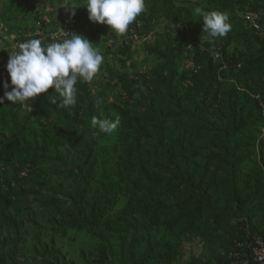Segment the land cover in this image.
<instances>
[{
  "label": "trees",
  "instance_id": "trees-1",
  "mask_svg": "<svg viewBox=\"0 0 264 264\" xmlns=\"http://www.w3.org/2000/svg\"><path fill=\"white\" fill-rule=\"evenodd\" d=\"M206 1L205 11L229 16L226 36L200 41L201 16L186 10L179 22L174 0H146L129 29L139 21L151 37L165 23L167 47L157 35V66L118 75L126 102L105 103L78 80L70 111L51 88L28 104H0V264H182L183 243L195 240L202 251L186 264H232L249 232L264 239V0ZM88 17L32 25V37L47 45L65 31L109 49L116 33ZM5 83L0 97L12 90ZM93 116L120 124L106 134ZM50 165L72 171L50 177Z\"/></svg>",
  "mask_w": 264,
  "mask_h": 264
},
{
  "label": "clouds",
  "instance_id": "clouds-1",
  "mask_svg": "<svg viewBox=\"0 0 264 264\" xmlns=\"http://www.w3.org/2000/svg\"><path fill=\"white\" fill-rule=\"evenodd\" d=\"M79 7L87 8L91 22L106 24L117 35L127 34L131 29L129 26L147 11L146 0H86L85 6H77L76 0H62L60 6L70 10L72 17ZM194 12L202 17L203 40L223 37L231 32L232 25L226 13L205 11L201 7H196ZM64 34L69 37L53 40L47 45L35 38L17 44L6 65L13 87L0 97V104L5 99L11 103H30L51 88L52 93L63 97L61 107L71 110V106L77 103L78 80L93 81L102 71L104 56L82 35L64 31L60 36H66ZM4 87L7 89L9 84L5 83ZM119 124V117L112 120L93 116L91 119V125L106 134L114 132Z\"/></svg>",
  "mask_w": 264,
  "mask_h": 264
},
{
  "label": "rangeland",
  "instance_id": "rangeland-1",
  "mask_svg": "<svg viewBox=\"0 0 264 264\" xmlns=\"http://www.w3.org/2000/svg\"><path fill=\"white\" fill-rule=\"evenodd\" d=\"M61 2L62 0H0V78L1 79L10 81V75L6 69L9 55L14 53L15 47L17 46V44H19L18 41L25 42L29 39H34L32 37V31H31L32 25H34L36 28L37 26H43L46 29H49L50 25L54 21L58 24V26H66L69 24V22L74 21V19L79 17L81 14L83 13L85 14L88 12L86 7H79L75 9L76 15L72 17L70 14V10H65L64 8H60ZM206 2H207L206 0H174L178 13L179 14L182 13L181 15L176 17V20L182 22L183 21L182 15L184 14V11L186 10L194 11L196 7H201L203 9V7H206L204 6L206 5ZM18 4L20 5V8L15 7ZM76 4L77 6H85L86 0H76ZM9 8H12L11 13L8 12ZM7 13L10 14L7 15ZM23 14L27 17V19H25V16H23ZM231 14L238 16V14H236L234 10L231 11ZM3 16L5 19L3 18ZM246 16L247 15H245V18ZM5 22H8V24L11 23L12 25H16L17 29L10 30L8 28L7 31H3L2 29L4 27H7L5 26ZM163 29H167V25L165 23H159L158 26L155 27V29L151 30L152 31L150 37L151 42L148 41L149 43H143V42L134 43L131 42L130 40H127L123 44L121 41L126 35V33L122 35L115 34V36H113L114 38L112 36L108 37L109 49L103 48L102 46L104 41L103 39L100 42L98 41V44L92 43L93 47L99 48V50L103 54L104 64L102 66V71L97 74V77L93 81L85 82L87 83V88H89L94 95L102 94L103 97L102 96L101 97L103 98L105 103H120V101L123 103L126 102L127 100L126 92H122L118 75L122 72H127L131 78L134 73L136 74L150 73V71H152L157 66L158 59L154 54H150L149 47L152 46V42L157 38L158 35L161 36L160 48L162 51L165 50V48L167 47L168 40L167 38H162ZM38 31L41 30L38 29ZM60 34L61 32H58V36H60ZM190 36L192 39H194V34L192 30L190 32ZM41 40H45L44 35H42ZM199 40L203 41V36H201ZM200 41H197V43L200 44ZM175 42L176 40H172V44H174ZM249 45L254 46V44H249ZM232 47L233 45H231L230 49H232ZM239 47L241 49L243 47V44L241 43ZM216 56L218 55L216 54ZM184 68L185 67H183L182 69ZM9 86L11 85L9 84ZM168 87H169L168 89H173V86H168ZM43 94L44 93L39 94L38 97H40ZM26 104L28 103L26 102ZM45 168L48 171L50 177L54 173H56V175L53 177H58L61 175L68 176L69 174L68 172L72 171L70 170L71 169L70 165L67 167L66 171L65 169H62V166L60 165H52V166L50 165V166H45ZM6 170H8V168ZM38 199H41V197H39ZM29 201H30L29 204L33 205V207L35 208L40 207V200L33 201L32 197H29ZM260 215L261 213H257V217ZM31 226L32 225L28 224L29 229H32ZM17 229L19 230L15 231V233L25 231V229L20 230V226ZM13 230L14 229H12V231ZM258 236H262V235L259 234ZM71 237L73 238V240H79L82 243L86 241L83 239V237H81V233H74L72 234ZM73 240H69V241H73ZM94 241L95 239L91 237L88 244L92 245ZM202 245H203V241H199V240L192 241V243L184 242L182 246L184 256H183V260L181 259L180 262L182 264H186L187 262L185 260L187 259L188 260L192 259V257H196L197 259L202 251ZM76 250L78 249H76L75 245H73L70 248V251L72 253ZM11 261H13V259H10V262ZM52 262L53 261L51 259L50 264H52Z\"/></svg>",
  "mask_w": 264,
  "mask_h": 264
},
{
  "label": "built area",
  "instance_id": "built-area-1",
  "mask_svg": "<svg viewBox=\"0 0 264 264\" xmlns=\"http://www.w3.org/2000/svg\"><path fill=\"white\" fill-rule=\"evenodd\" d=\"M246 19L252 20V15L247 14ZM149 38L150 35H144L143 24L137 21L136 25L129 30L122 41L130 40L131 42L139 43L147 41ZM190 48L191 44L188 42L187 49L189 50ZM249 234L252 236L249 242H237L236 249L229 253L232 264H264V239L262 236L253 235L250 232ZM244 251H249V254H245Z\"/></svg>",
  "mask_w": 264,
  "mask_h": 264
}]
</instances>
